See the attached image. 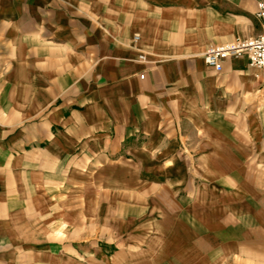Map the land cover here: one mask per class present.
<instances>
[{"label":"crops","instance_id":"obj_1","mask_svg":"<svg viewBox=\"0 0 264 264\" xmlns=\"http://www.w3.org/2000/svg\"><path fill=\"white\" fill-rule=\"evenodd\" d=\"M259 1L0 0V264L19 261L15 247L47 231L39 216L62 214L71 182L91 174L119 182L111 214L138 211L139 183L161 197L185 184L195 215L230 184L264 198V71L203 59L262 33Z\"/></svg>","mask_w":264,"mask_h":264},{"label":"rangeland","instance_id":"obj_2","mask_svg":"<svg viewBox=\"0 0 264 264\" xmlns=\"http://www.w3.org/2000/svg\"><path fill=\"white\" fill-rule=\"evenodd\" d=\"M171 174L172 180L179 177L177 170ZM86 178L85 185L71 182L64 207L55 206L62 214L39 216L37 226L47 231L38 233V242L15 247L19 261L6 256L3 264H264V198L257 204L243 198L237 183L229 185V199H198L196 215L186 213L185 184L165 183L161 197L154 184L139 183L132 201L138 211L123 215L111 214L124 202L119 182ZM196 185L205 192L206 184ZM226 188L209 181V192ZM147 194L149 199L141 198Z\"/></svg>","mask_w":264,"mask_h":264},{"label":"built area","instance_id":"obj_3","mask_svg":"<svg viewBox=\"0 0 264 264\" xmlns=\"http://www.w3.org/2000/svg\"><path fill=\"white\" fill-rule=\"evenodd\" d=\"M256 17L262 24V33L259 36L248 39L236 38L218 46L208 47L203 56L205 64L220 73L228 60L246 57L250 66L264 71V0L257 3ZM137 41L138 37H135L134 43ZM138 60L146 62V57L142 54Z\"/></svg>","mask_w":264,"mask_h":264}]
</instances>
